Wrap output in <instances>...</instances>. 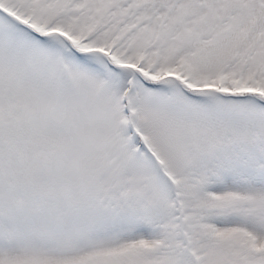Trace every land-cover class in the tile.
<instances>
[{"label":"snow or ice","instance_id":"1","mask_svg":"<svg viewBox=\"0 0 264 264\" xmlns=\"http://www.w3.org/2000/svg\"><path fill=\"white\" fill-rule=\"evenodd\" d=\"M0 264H264V0H0Z\"/></svg>","mask_w":264,"mask_h":264}]
</instances>
